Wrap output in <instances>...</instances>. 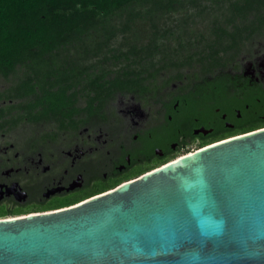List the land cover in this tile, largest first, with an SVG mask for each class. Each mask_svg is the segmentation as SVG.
I'll return each mask as SVG.
<instances>
[{
    "label": "trees",
    "instance_id": "1",
    "mask_svg": "<svg viewBox=\"0 0 264 264\" xmlns=\"http://www.w3.org/2000/svg\"><path fill=\"white\" fill-rule=\"evenodd\" d=\"M255 36L264 37V0H0V100L17 101L20 119L50 114L66 126L83 80L102 95L141 92L145 80L167 85L184 70L199 79ZM33 209L0 210V218Z\"/></svg>",
    "mask_w": 264,
    "mask_h": 264
},
{
    "label": "water",
    "instance_id": "2",
    "mask_svg": "<svg viewBox=\"0 0 264 264\" xmlns=\"http://www.w3.org/2000/svg\"><path fill=\"white\" fill-rule=\"evenodd\" d=\"M0 264H264V128L71 206L0 218Z\"/></svg>",
    "mask_w": 264,
    "mask_h": 264
},
{
    "label": "flooded vegetation",
    "instance_id": "3",
    "mask_svg": "<svg viewBox=\"0 0 264 264\" xmlns=\"http://www.w3.org/2000/svg\"><path fill=\"white\" fill-rule=\"evenodd\" d=\"M242 58V53L233 56L223 68L202 73L199 79L184 70L167 85L145 80L141 92L118 89L98 95L83 80L78 111L66 126L50 114L20 119L17 101L0 100V137L23 123L34 130L29 150L0 151V210L28 206L45 212L38 208L58 203L67 207L180 157L264 128L255 117H264L259 114L264 111L263 74L243 68ZM106 74L110 73L102 72ZM117 97L139 101V123L131 137L130 116L135 110L128 107L130 100L116 103ZM30 99H36L34 93ZM191 144L195 148L180 152ZM28 168L38 170L37 176L30 174L21 183Z\"/></svg>",
    "mask_w": 264,
    "mask_h": 264
},
{
    "label": "rangeland",
    "instance_id": "4",
    "mask_svg": "<svg viewBox=\"0 0 264 264\" xmlns=\"http://www.w3.org/2000/svg\"><path fill=\"white\" fill-rule=\"evenodd\" d=\"M144 29H146V26H144ZM145 33V32H144ZM242 55L244 58H242V66H244L243 68H246L247 71H259L260 73L263 74V78H264V63L262 61H264V37L263 39H260L259 36H255L253 39H251L248 43L245 44V47L242 50ZM259 61V62H258ZM255 62L256 64H259L261 66V68H255L253 67V63ZM258 62V63H257ZM6 84V81L3 78H0V86H4ZM125 100H130V106H128L129 108L132 107V109H134L135 111H132V115L130 116L131 118V125H130V137L134 134V130H135V125L136 123H139V117L135 114L136 109H139V105L136 99H130L128 97L124 98L123 97H117L116 98V103L117 102H121V101H125ZM118 106V104L116 105ZM142 108V105H141ZM137 113V112H136ZM138 114V113H137ZM34 133L33 127L31 125L28 124H21L17 127H15L13 130H11L9 133H7V135L5 134L4 137H0V151H8L9 152H25L28 149V140L29 137ZM59 142H57V146H58ZM192 148H195L194 144L191 145H187L183 150H181L180 152H184V151H188L191 150ZM37 171L35 170L33 172L32 169L28 168V170L26 171L27 174L26 175H21L20 178L22 179L20 182L21 183H25L26 179L28 178V176L30 175L31 177H36L37 175ZM37 213V212H34ZM31 214V213H29ZM28 215V214H26ZM22 216V215H20ZM15 217V216H12ZM12 217H7V218H12Z\"/></svg>",
    "mask_w": 264,
    "mask_h": 264
}]
</instances>
